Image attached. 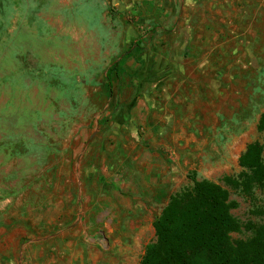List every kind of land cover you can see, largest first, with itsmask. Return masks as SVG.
<instances>
[{
	"label": "rangeland",
	"instance_id": "374dc122",
	"mask_svg": "<svg viewBox=\"0 0 264 264\" xmlns=\"http://www.w3.org/2000/svg\"><path fill=\"white\" fill-rule=\"evenodd\" d=\"M96 2L75 1L70 12L54 0H0V264H139L155 241L153 222L192 176L228 191L240 226L231 239H250L264 227V186L233 188L225 178L244 171L250 143L262 146L264 164V1L248 48L227 54L204 92L179 100L161 99L154 69L141 67L143 38L125 49L127 38L107 36L125 22L111 12L99 19ZM66 17L88 24L100 52ZM158 55L151 48L146 60ZM165 108L170 121L157 117ZM178 124L190 129L174 134ZM146 125L168 127L145 140Z\"/></svg>",
	"mask_w": 264,
	"mask_h": 264
},
{
	"label": "crops",
	"instance_id": "0c3cea01",
	"mask_svg": "<svg viewBox=\"0 0 264 264\" xmlns=\"http://www.w3.org/2000/svg\"><path fill=\"white\" fill-rule=\"evenodd\" d=\"M54 8L58 11H72L73 2L83 4L87 0H54ZM96 5L92 7L93 14L102 18V20H111L110 12L117 14L124 20L125 27L116 29L114 26L109 28L111 33L107 36H122L127 38L123 47H130L129 41L133 37H141L144 41V61L142 68L149 64L153 68V77L155 84L159 88V94L179 100L181 95L198 94L204 92L205 87L210 86L207 81L208 73L214 70L215 77L219 75L226 66L222 65L226 61L227 54L234 53L238 47L248 48L246 37L252 38L253 25L256 6L258 0H97ZM264 1V0H263ZM104 9V11H103ZM59 20L64 17L58 16ZM70 20L68 28H79L77 36L91 37L90 43L92 50L100 52V38L93 32L87 31L88 24H77L74 18L66 17ZM118 21V23H119ZM139 21L140 26L135 27L134 22ZM74 22V23H72ZM143 24V25H142ZM142 25V26H141ZM144 26V28H143ZM147 27V28H146ZM66 29V28H65ZM121 29V30H120ZM77 30V29H76ZM152 37V39H151ZM168 45H167V40ZM99 40V41H98ZM112 45V44H111ZM135 45L133 44L132 47ZM95 47V48H94ZM152 48L153 53H157L158 58L146 60V53ZM165 48V49H164ZM170 57H166L167 50ZM154 55V54H153ZM142 56V55H141ZM155 57V56H154ZM114 64V62H113ZM113 64L109 67L112 68ZM140 68V67H139ZM164 69V72L161 71ZM213 81L212 83H217ZM145 84V83H143ZM201 86V88L199 87ZM169 91V93H167ZM181 101L188 100L187 97L181 98ZM153 113H157L152 111ZM164 113H157L158 118L172 117V111L165 108ZM150 122V121H149ZM151 125V123H149ZM146 125L144 139H149L151 132L165 133L168 126L158 127ZM151 127L152 130H151ZM173 133H186L190 127L187 124L173 125ZM153 145V144H151ZM165 150H170L171 146L167 143H159ZM158 154H155V161ZM141 163L146 164L149 160L147 154L142 157ZM103 173L110 174L112 170L107 168L105 160L101 161ZM146 162V163H145ZM111 163V162H110ZM97 165V164H96ZM159 164H154V166ZM85 171V176L94 177L98 173L96 166L92 165ZM83 172L79 174L82 180ZM99 174V173H98ZM107 176V177H109ZM78 179V178H77ZM108 183V181H106ZM109 211V210H107ZM48 227H45L47 229ZM49 237V236H48ZM47 237L45 236V244Z\"/></svg>",
	"mask_w": 264,
	"mask_h": 264
},
{
	"label": "trees",
	"instance_id": "16d2710c",
	"mask_svg": "<svg viewBox=\"0 0 264 264\" xmlns=\"http://www.w3.org/2000/svg\"><path fill=\"white\" fill-rule=\"evenodd\" d=\"M258 130H264V113ZM239 165L244 171L237 179L226 177L227 184L243 190L264 186L258 142L246 147ZM190 180L192 186L172 195L153 222L155 241L146 247L139 264H264V227L250 239L233 241L230 235L240 226L230 213L234 203L228 191L208 180L194 176Z\"/></svg>",
	"mask_w": 264,
	"mask_h": 264
}]
</instances>
